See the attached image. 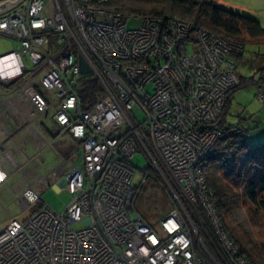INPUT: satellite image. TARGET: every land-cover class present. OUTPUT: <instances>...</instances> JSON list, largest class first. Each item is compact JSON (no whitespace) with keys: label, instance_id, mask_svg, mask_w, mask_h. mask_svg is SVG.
<instances>
[{"label":"built area","instance_id":"built-area-1","mask_svg":"<svg viewBox=\"0 0 264 264\" xmlns=\"http://www.w3.org/2000/svg\"><path fill=\"white\" fill-rule=\"evenodd\" d=\"M107 2L22 0L0 14V38L18 42L0 55L16 70L0 72V82L23 77L17 98L32 115L51 110L75 145L57 181L69 202L1 228L0 264H251L203 174L222 133L214 124L240 83L233 58L245 45L176 15L117 12ZM78 55L102 87L87 110ZM257 96L264 97L261 86ZM136 153L148 160L139 187ZM149 179L169 206L159 229L135 209ZM20 200L30 206L41 194L30 187Z\"/></svg>","mask_w":264,"mask_h":264},{"label":"rangeland","instance_id":"rangeland-1","mask_svg":"<svg viewBox=\"0 0 264 264\" xmlns=\"http://www.w3.org/2000/svg\"><path fill=\"white\" fill-rule=\"evenodd\" d=\"M217 4L252 19L264 30V0H217ZM136 25L132 21L128 24L129 27ZM254 30L253 35L245 39L242 57L233 58L238 77L240 75L249 81L231 91L227 115L228 123L238 124L246 130L244 136L249 146L264 143V97L260 99L257 96L259 85L264 95V32ZM16 46L17 41L0 38V55ZM24 60L29 64L26 56ZM22 78L0 82V229L10 220H26L40 205H47L56 212L62 211L71 198L65 190H59L57 181L71 165L75 145L68 135L60 134L51 110H35L32 115L31 105L17 98V86ZM253 150L245 159L254 154ZM131 162L135 171L132 185L139 187L143 180L141 171L148 160L143 153H136ZM148 171L153 174L150 169ZM30 187L41 194V200L29 206L20 197L24 189ZM237 191H242V185ZM250 208L249 203L241 204L225 222L233 238L242 245H246V241L260 245L264 241V231L250 224ZM135 209L159 229V220L169 206L152 179L141 188ZM261 219L264 221V212ZM83 225L79 222L73 228L81 229Z\"/></svg>","mask_w":264,"mask_h":264},{"label":"trees","instance_id":"trees-1","mask_svg":"<svg viewBox=\"0 0 264 264\" xmlns=\"http://www.w3.org/2000/svg\"><path fill=\"white\" fill-rule=\"evenodd\" d=\"M107 5L117 11L142 16H171L191 22L195 27L204 28L225 38L245 45L246 37L252 31L264 32L252 19L227 10L217 4V0H107ZM241 57V56H235ZM248 82L240 77L236 88ZM235 88V89H236ZM234 90V89H233ZM102 87L93 75L82 77L80 94L82 107L88 109L100 96ZM231 92L225 99L224 107L214 126L222 133L215 145V151L203 164V174L208 188L214 193L217 214L226 230L233 238L226 218L241 204L249 203V222L264 231V143L249 146L245 140V129L227 121ZM255 152L248 159L247 153ZM253 150V151H254ZM242 185V191L237 189ZM40 206L36 207L34 213ZM242 254L251 264H264V241L260 245L246 241L242 245L233 238Z\"/></svg>","mask_w":264,"mask_h":264},{"label":"water","instance_id":"water-1","mask_svg":"<svg viewBox=\"0 0 264 264\" xmlns=\"http://www.w3.org/2000/svg\"><path fill=\"white\" fill-rule=\"evenodd\" d=\"M21 1L22 0H4V2H0V14L13 8ZM77 62H78L79 71L81 75H87L91 73V68L82 55H78ZM61 184H62V181L60 182V185Z\"/></svg>","mask_w":264,"mask_h":264},{"label":"bare ground","instance_id":"bare-ground-1","mask_svg":"<svg viewBox=\"0 0 264 264\" xmlns=\"http://www.w3.org/2000/svg\"><path fill=\"white\" fill-rule=\"evenodd\" d=\"M14 61H7L3 65L0 64V72L4 74H13L16 72L15 68L13 67Z\"/></svg>","mask_w":264,"mask_h":264},{"label":"crops","instance_id":"crops-1","mask_svg":"<svg viewBox=\"0 0 264 264\" xmlns=\"http://www.w3.org/2000/svg\"><path fill=\"white\" fill-rule=\"evenodd\" d=\"M241 57H242V56H241ZM241 59H242V58H241ZM241 59H240V60H241ZM239 77H241V76L239 75ZM259 86H261V85H259ZM259 86H258V87H259ZM70 139H71V138H70ZM71 140H72V139H71ZM72 142H73V141H72ZM57 184H58V183H57ZM58 186H59V185H58Z\"/></svg>","mask_w":264,"mask_h":264}]
</instances>
